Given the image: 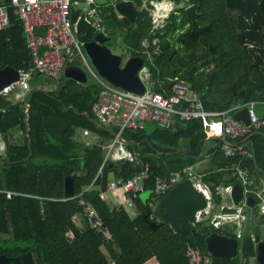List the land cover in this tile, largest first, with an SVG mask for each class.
<instances>
[{
    "label": "trees",
    "instance_id": "16d2710c",
    "mask_svg": "<svg viewBox=\"0 0 264 264\" xmlns=\"http://www.w3.org/2000/svg\"><path fill=\"white\" fill-rule=\"evenodd\" d=\"M150 1L134 24L121 26L126 29L123 40L131 55L145 59L153 91L167 95L172 80L178 77L198 92L206 110L220 111L236 103L264 100V0H199L198 26L194 29L180 0H174L176 7L164 24L154 27ZM134 2L142 7L141 0ZM0 4L6 5L9 17L0 30V68H27L30 56L21 20L10 0H0ZM69 18L80 42L92 40L97 31L81 8L71 6ZM37 78L22 101L12 102L0 95V135L5 142L0 154V189L18 192L10 198L0 192V254L30 252L35 264H144L152 258L157 264H249L250 259L254 264H264V236L257 226L264 222V213L257 216L256 208L243 224L233 257L208 253L204 238L214 229L205 220L190 223L184 219L179 231L174 232L167 223L152 229L143 217L148 213L151 220V204L161 197L154 192L157 177L167 178L172 171L205 159L209 166L201 172V179L212 190L239 182L236 164L249 171L253 188L262 187L264 127L245 139L251 151L247 157H226L217 139H213L215 146L205 145L207 136L199 119L177 120L173 126L153 123L149 129H126L121 132L125 147L138 161L108 160L102 175L94 180L105 145L118 131L116 126H103L95 119L92 106L100 86L61 74L56 86L46 89L34 84ZM48 117L67 121L60 137L42 128L41 120ZM15 129L21 136L11 140ZM77 129L93 133L97 140L86 144L76 138ZM144 162L150 166L144 183L150 195L145 201L139 199V193L132 198V215L98 196L97 186L104 191L110 177L126 179ZM72 172V195L91 183L95 185L82 196L102 219L98 231L88 227L77 199H66L64 177ZM217 231L236 236L226 229Z\"/></svg>",
    "mask_w": 264,
    "mask_h": 264
},
{
    "label": "built area",
    "instance_id": "2783aa9c",
    "mask_svg": "<svg viewBox=\"0 0 264 264\" xmlns=\"http://www.w3.org/2000/svg\"><path fill=\"white\" fill-rule=\"evenodd\" d=\"M150 3L153 8L157 7V2L150 1ZM81 4L85 6L82 8L85 19L96 31L102 30L101 17L93 0H10V5L14 7V12L23 26L30 63L27 68L17 70L18 80L0 89V95H7L17 86L28 91V79L34 74L58 80L67 65L73 64L75 60H81L100 86L97 100L92 106L96 121L103 126L113 125L118 128L114 137L105 145L104 157L94 180L102 175L108 160L138 161L136 154L125 147L126 141L122 138L121 132L126 129H142L147 122L165 127L171 124L173 119L176 121L199 119L206 136L219 141L226 157L251 155L245 139L250 133L264 127V100H252L244 104L236 103L220 111L206 110L198 92L193 90L185 79L175 77L169 86L167 95L153 91L150 82L151 75L146 63H143L137 71L138 78L144 84L142 93H135L113 85L89 65L82 50L83 43L78 40L72 30L69 18L70 7ZM161 16L164 19L168 14ZM156 19L158 17L152 18L154 24H156ZM8 21L6 5L0 4V30L8 24ZM37 28H43V33H38ZM242 108L247 109L248 124L233 117V114ZM84 132L87 133V131ZM234 169L239 179L238 183L243 189V198L237 205H234L230 199L229 186L218 185L212 190L209 184L202 181V174L197 173L193 166H187L180 171H172L167 178L157 177L154 192L162 196L177 182L190 178L206 199L205 208L196 213L197 221L205 220L216 231L231 227L238 239L242 235L243 224L249 220L255 208L257 215L264 213V183L260 188H253L254 180L249 171L238 164L234 166ZM149 175V163L144 162L139 171L126 179L111 178L104 191L97 186L98 196L105 199L106 193H122L124 196L117 199L115 207L117 210L121 208L127 210L128 207H132V198L144 190V183ZM92 188H95L93 183L85 187L83 191ZM4 192L7 198L18 194L14 191ZM82 192L66 199H77L88 227L98 231L102 226V219L90 201L82 196ZM247 196L254 198V206L247 204ZM248 208H251L250 213L247 212Z\"/></svg>",
    "mask_w": 264,
    "mask_h": 264
},
{
    "label": "water",
    "instance_id": "95a60500",
    "mask_svg": "<svg viewBox=\"0 0 264 264\" xmlns=\"http://www.w3.org/2000/svg\"><path fill=\"white\" fill-rule=\"evenodd\" d=\"M96 6L101 7V21L103 29L96 32L92 40L83 42V51L88 59V63L93 69L115 86L121 87L135 93L144 91V84L137 76V71L144 63V58L140 55H130L125 60L119 54L110 50V45L116 42L110 32L125 35V31L119 26V22L125 25L133 24L140 13V9L133 0H93ZM183 9L192 23V29L198 26L197 8L199 0H182ZM226 2V0H223ZM63 75L72 78L77 82L86 81L85 71L74 64L64 68ZM18 80V71L10 66L0 68V89ZM3 110L0 109V118ZM26 122L28 120V104L25 109ZM233 117L248 124L247 109L242 108L233 114ZM171 123L175 124L173 119ZM41 126L51 135L60 137L67 128L68 123L61 118H43ZM29 131V128L27 129ZM74 173L64 177V194H73ZM230 199L237 205L243 198L242 186L236 182L229 187ZM249 206H253L255 200L252 196L246 197ZM149 214L144 213L143 217L150 226L155 229L161 223H167L174 232H178L182 220L190 223L197 222L196 213L206 206L204 195L194 186L190 178H184L170 187L155 203L151 204ZM205 247L209 254L213 256L233 257L238 250V240L236 237L222 234L216 230L208 233L205 238ZM0 264H35L30 252L22 253L15 257H7L0 254Z\"/></svg>",
    "mask_w": 264,
    "mask_h": 264
},
{
    "label": "rangeland",
    "instance_id": "374dc122",
    "mask_svg": "<svg viewBox=\"0 0 264 264\" xmlns=\"http://www.w3.org/2000/svg\"><path fill=\"white\" fill-rule=\"evenodd\" d=\"M142 1V0H141ZM143 1H147V0H143ZM181 4H184V2L182 0H180ZM84 6V4H82ZM81 5V6H82ZM146 5V3H145ZM160 4L157 3V9H154L153 6L152 8L149 9V12H150V16L151 18H157L155 20L156 24H159L161 22V20L163 19V17H159L160 15L164 14V13H167L169 11L170 8H172V6H174V3L172 0H164V4L162 3L161 7L159 6ZM160 8V9H159ZM156 24L153 23L154 27L156 26ZM110 50L113 52V53H116V54H119L123 57V59L125 60L128 56L131 55V51L130 49L127 47L126 43L124 42L123 38L122 37H117L116 38V42L115 43H112L110 45ZM76 62L79 64V66H81L85 73H86V77H87V80L86 81H95L94 77L92 76V73L89 71L88 67L83 64L80 60H76ZM145 63V61H144ZM38 77L36 80V82L34 83L36 86L40 87V86H43V88H53L54 87V84L57 83V80H54V79H51L47 76H44V75H39V74H34L32 78H29L28 79V83L32 84L33 81L35 80V77L36 76ZM21 90V86H17L16 89L12 90L10 93L13 94L15 91H19ZM153 124H147L146 125V128L149 129L150 127H152ZM76 138L79 139V140H94V136L93 135H84L83 134V131L81 129H77V133H76ZM0 153L3 152V150L5 149V142L3 141L1 135H0ZM212 143H213V140L211 139H207L206 140V145L209 147V146H212ZM209 166L208 162L207 161H202L201 163H199L198 165H196L194 167V170L196 172H199V173H203L207 167ZM111 180V177L110 179ZM112 195V193H108L107 197L110 198V196ZM150 195V192L149 190H142L141 192H139V199L141 201H144L146 200ZM127 211L128 212H132L133 211V207H128L127 208ZM251 211V208H248L247 209V212L250 213ZM261 215V214H260ZM258 216V215H257ZM261 234L264 236V222L261 221L257 224ZM226 229H228L229 232H233V229L231 227H226ZM113 264V263H111ZM144 264H156V260L155 259H150L148 261H146ZM249 264H254V260L253 259H250V262Z\"/></svg>",
    "mask_w": 264,
    "mask_h": 264
},
{
    "label": "crops",
    "instance_id": "0c3cea01",
    "mask_svg": "<svg viewBox=\"0 0 264 264\" xmlns=\"http://www.w3.org/2000/svg\"><path fill=\"white\" fill-rule=\"evenodd\" d=\"M172 1H174V0H172ZM147 2V1H146ZM145 1H143L142 0V3H143V5L146 3ZM151 2H157V3H159L160 5V7H161V5H162V3L164 4V0H152ZM174 3V8H170L169 9V11L167 12V13H164V14H168L169 15V13L172 11V10H174L175 9V7H176V3L175 2H173ZM151 5H152V3H150ZM82 5V4H81ZM73 6V7H75V8H84L85 6ZM96 8H97V10L98 11H100V9L98 8V6H96V5H94ZM153 6V5H152ZM158 7H156V8H154V9H157ZM160 9V8H159ZM100 14V13H99ZM163 15V14H162ZM159 17H163V16H159ZM165 19L166 18H164L163 19V21L160 23V25H158V26H156V27H159V26H162L163 24H164V22H165ZM36 31L38 32V33H43V28H37L36 29ZM79 60V59H78ZM76 61V60H75ZM74 61V62H75ZM81 61V60H80ZM74 62H73V64H74ZM82 62V61H81ZM83 63V62H82ZM84 64V63H83ZM74 65H77V66H79V64L77 63V64H74ZM79 67H81V66H79ZM82 68V67H81ZM83 69V68H82ZM84 70V69H83ZM64 76V75H63ZM33 77V76H32ZM65 77V76H64ZM86 80H87V77H86ZM82 83H84V82H82ZM56 86V84H54V87ZM40 87H43V86H40ZM30 88H31V83L29 84V90H30ZM28 90V91H29ZM28 91H25L23 88H21V90H19V91H15L13 94H11L10 92L7 94V95H5V96H7V98L9 99V100H11L12 102H19V101H22L23 99H24V97L27 95V93H28ZM26 104H28L27 102H25V104H24V106H26ZM2 110V109H1ZM146 124H153V123H151V122H147ZM146 124H145V127H146ZM172 124V126L173 125H175V124H173V123H171ZM83 131V134L84 135H93L94 136V140H81V141H83V142H85L86 144H91V143H93L94 141H96L97 140V136L96 135H94L93 133H91V132H89V131H87V130H82ZM84 131H87V133H85ZM21 136V131L20 130H12L11 131V140H15V139H17V137H20ZM2 137V136H1ZM3 139V138H2ZM206 139H211V140H213L214 138H206ZM1 140V139H0ZM2 141V140H1ZM4 141V140H3ZM126 144V143H125ZM205 145H206V143H205ZM216 145V143H212V147L213 146H215ZM1 148V147H0ZM5 150V149H4ZM4 150H3V152H4ZM3 152H1L0 154H3ZM204 161H207V159H205ZM208 162V161H207ZM199 163H201V162H199ZM199 163H197V164H195L194 166H193V168L196 166V165H198ZM197 173H199V172H197ZM4 191H11V190H4V189H0V192H3V193H5ZM15 192V191H14ZM107 195H108V193H106V197H105V201L110 205V206H115V204H116V201H117V199H120V195L119 194H117V193H112V195L110 196V198L109 197H107ZM145 201V200H144ZM254 206V205H253ZM127 211V210H126ZM134 211H135V209L133 208V211L132 212H128L127 211V213L129 214V215H132L133 213H134ZM259 216V215H258ZM251 217L252 216H250L249 217V219H251ZM75 220H76V222L78 223V224H80V218L79 217H76L75 218ZM238 240V239H237ZM238 245H239V241H238ZM114 264V263H113ZM157 264V263H156Z\"/></svg>",
    "mask_w": 264,
    "mask_h": 264
},
{
    "label": "flooded vegetation",
    "instance_id": "af4514ba",
    "mask_svg": "<svg viewBox=\"0 0 264 264\" xmlns=\"http://www.w3.org/2000/svg\"><path fill=\"white\" fill-rule=\"evenodd\" d=\"M134 1V0H133ZM174 2V1H173ZM136 4V3H135ZM143 7H145V8H148L145 4L143 5L142 4V7L141 8H139L140 9V11H141V9L143 8ZM152 8V7H151ZM172 8H174V6H172ZM150 9V8H149ZM140 14V13H139ZM139 16V15H138ZM134 24V23H133ZM122 25V22H119V26L122 28V30H124V31H126V29H125V27H124V29H123V27L121 26ZM109 35L110 36H114L115 38H117V37H124L125 35H121V34H117V33H114V32H110L109 33ZM20 254H22V253H18V254H15V255H5V256H7V257H15V256H17V255H20Z\"/></svg>",
    "mask_w": 264,
    "mask_h": 264
}]
</instances>
